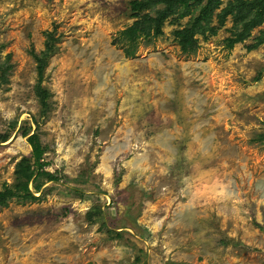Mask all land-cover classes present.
<instances>
[{"label":"rangeland","instance_id":"obj_1","mask_svg":"<svg viewBox=\"0 0 264 264\" xmlns=\"http://www.w3.org/2000/svg\"><path fill=\"white\" fill-rule=\"evenodd\" d=\"M130 1L0 0V191L32 134L59 179L0 207V264H264V23L226 48L222 0L187 55L198 5L126 57Z\"/></svg>","mask_w":264,"mask_h":264},{"label":"trees","instance_id":"obj_2","mask_svg":"<svg viewBox=\"0 0 264 264\" xmlns=\"http://www.w3.org/2000/svg\"><path fill=\"white\" fill-rule=\"evenodd\" d=\"M159 4L164 5L163 9L158 11L154 17L143 14L146 9ZM221 4L222 0H131L129 2L130 17L134 19V22L119 32L114 43L122 46L126 57H133L141 41L149 44L162 35V26L168 17L177 14L174 20H178L187 16L192 7L202 5L198 15L192 19L189 26L173 31L181 52L187 55L194 53L197 46L195 36L204 34L205 26L209 24L213 12ZM229 15L233 19V29L225 43L226 48L231 49L235 44L243 42L253 29L264 23V0H233L218 15L219 26L224 24L225 18ZM214 29H210L212 34L217 31ZM255 40V45L248 46L247 49L251 50L264 41V31H261ZM49 48L50 46L47 44L46 49ZM45 62L43 58H37L38 96L42 105L46 107L47 94L40 84L43 69L46 66ZM262 75L263 73H260L257 79ZM7 139V135L4 134L1 141L5 142ZM259 140L264 141V134L260 135ZM27 142L31 147V158H22L16 164V181L12 185H4L1 189L0 207L6 205L11 199H16L21 203L37 200L34 194L40 191L45 182L59 180L44 171L47 164L41 160L44 150L38 136L36 134L28 136ZM31 183L33 191L29 187ZM116 237H119V234Z\"/></svg>","mask_w":264,"mask_h":264}]
</instances>
